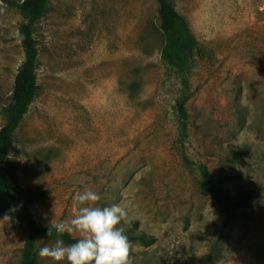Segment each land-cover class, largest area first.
Listing matches in <instances>:
<instances>
[{
    "label": "rangeland",
    "instance_id": "rangeland-1",
    "mask_svg": "<svg viewBox=\"0 0 264 264\" xmlns=\"http://www.w3.org/2000/svg\"><path fill=\"white\" fill-rule=\"evenodd\" d=\"M173 1L197 42L184 127L156 0H46L10 150L18 181L45 192L30 205L43 225L70 221L86 189L127 208L130 264H264V0ZM20 2L0 0V127L23 60ZM201 165L232 196L250 190L248 206L228 218L201 195ZM25 234L0 214V264L19 263ZM54 242L37 241V264H55L38 256Z\"/></svg>",
    "mask_w": 264,
    "mask_h": 264
},
{
    "label": "trees",
    "instance_id": "trees-1",
    "mask_svg": "<svg viewBox=\"0 0 264 264\" xmlns=\"http://www.w3.org/2000/svg\"><path fill=\"white\" fill-rule=\"evenodd\" d=\"M158 4V25L163 34V45L160 49L161 59L170 65L180 80L181 94L176 100L175 109L181 125L184 127L187 112L185 102L189 93L188 74L191 70L196 39L190 31L186 18L174 6L173 0H156ZM46 0H21L17 7L23 17L17 40L23 52V60L17 68L13 81L11 102L3 109L4 123L0 127V214L11 217L25 228V239L18 264H37L36 245L39 239L56 240L62 238L65 244H72L77 237L64 234L58 237L55 225L40 224L30 205L45 196L43 190L24 189L17 178L10 157L14 132L32 102L36 89V63L38 51L33 32L45 9ZM201 179L198 191L208 196L226 214L228 218L248 206L252 197L250 190H244L232 196L229 190L215 182L207 166L201 165ZM132 224H135L133 222ZM52 235L48 236V229ZM130 238L148 245L154 242L153 235L143 232L131 234ZM208 258V257H207ZM206 259L200 264H205Z\"/></svg>",
    "mask_w": 264,
    "mask_h": 264
},
{
    "label": "clouds",
    "instance_id": "clouds-1",
    "mask_svg": "<svg viewBox=\"0 0 264 264\" xmlns=\"http://www.w3.org/2000/svg\"><path fill=\"white\" fill-rule=\"evenodd\" d=\"M100 196L91 189L78 192L74 201L78 214L70 221L55 225L58 237L64 234H78L72 244H65L57 238L51 246L44 245L38 251L41 259H50L55 264H130V242L121 222H128L129 210L120 204L97 207ZM48 236L52 235L50 228Z\"/></svg>",
    "mask_w": 264,
    "mask_h": 264
}]
</instances>
